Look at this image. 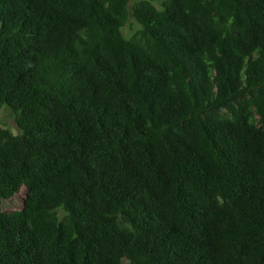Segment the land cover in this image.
<instances>
[{
    "label": "trees",
    "instance_id": "obj_1",
    "mask_svg": "<svg viewBox=\"0 0 264 264\" xmlns=\"http://www.w3.org/2000/svg\"><path fill=\"white\" fill-rule=\"evenodd\" d=\"M2 108L0 264H264V0H0Z\"/></svg>",
    "mask_w": 264,
    "mask_h": 264
},
{
    "label": "rangeland",
    "instance_id": "obj_2",
    "mask_svg": "<svg viewBox=\"0 0 264 264\" xmlns=\"http://www.w3.org/2000/svg\"><path fill=\"white\" fill-rule=\"evenodd\" d=\"M153 1L157 5V7H160V3L162 0H153ZM135 27H136V24L133 22L132 19H129V24L123 28V33L125 35L128 34ZM0 122L2 124H5L7 127H9L11 131H13L14 133L19 132V129L15 123L14 117L9 112V110L6 108H2L0 110ZM25 195H26L25 189L21 188L18 195L14 197L12 200L3 201V210L9 211L12 209L19 208L23 198H25Z\"/></svg>",
    "mask_w": 264,
    "mask_h": 264
}]
</instances>
